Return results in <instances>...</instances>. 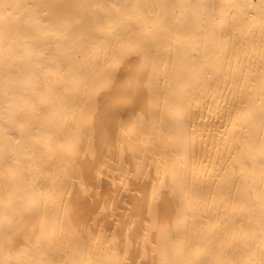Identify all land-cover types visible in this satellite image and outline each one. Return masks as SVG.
<instances>
[{
	"label": "bare ground",
	"instance_id": "obj_1",
	"mask_svg": "<svg viewBox=\"0 0 264 264\" xmlns=\"http://www.w3.org/2000/svg\"><path fill=\"white\" fill-rule=\"evenodd\" d=\"M0 264H264V0H0Z\"/></svg>",
	"mask_w": 264,
	"mask_h": 264
}]
</instances>
